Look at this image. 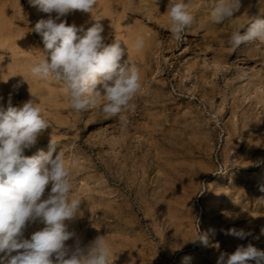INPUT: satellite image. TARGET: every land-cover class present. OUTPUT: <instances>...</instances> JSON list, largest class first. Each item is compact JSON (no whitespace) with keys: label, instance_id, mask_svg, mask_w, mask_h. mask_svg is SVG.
I'll list each match as a JSON object with an SVG mask.
<instances>
[{"label":"rangeland","instance_id":"obj_1","mask_svg":"<svg viewBox=\"0 0 264 264\" xmlns=\"http://www.w3.org/2000/svg\"><path fill=\"white\" fill-rule=\"evenodd\" d=\"M168 2L97 0L104 42L119 40L142 78L122 123L105 116L102 98L76 113L62 85L31 75L44 45L30 29L56 14L29 0H0V106L10 94L15 107L36 99L31 92L38 98L51 126L24 155L64 153L81 198V215L66 221L76 237L66 244L79 239L83 247L103 235L109 264H218L222 254L227 264L238 247L264 251V41L229 44L250 19H264V0H241L234 20L220 25L210 22L214 0H185L194 19L179 42ZM62 19L85 31L95 23L79 10ZM43 227L29 224L24 237ZM198 230L207 246L188 241Z\"/></svg>","mask_w":264,"mask_h":264},{"label":"clouds","instance_id":"obj_2","mask_svg":"<svg viewBox=\"0 0 264 264\" xmlns=\"http://www.w3.org/2000/svg\"><path fill=\"white\" fill-rule=\"evenodd\" d=\"M29 3L45 13L56 14L30 29L39 34L44 45L43 56L30 68L31 75L62 85L76 113L96 106L102 98L100 107L105 116L119 117L126 123L123 114L135 110L134 100L142 88V78L119 40L111 44L104 42L101 19L93 16L97 0H29ZM189 7L185 0L168 2L169 31L175 41L183 39L193 22ZM240 8L241 0H214L210 22L220 25L233 21ZM74 10L91 14L95 23L86 31L83 26L69 25L62 17ZM256 40L264 41V19H250L246 31L232 33L229 44L236 48ZM133 46L141 49L143 37H137ZM31 94L36 99L20 107L12 106L11 94L7 108L0 106V254H3L0 264H109L113 252L103 235L83 247L79 239L74 246L66 244L76 237L66 221L81 215V198L74 195L72 173L66 166L64 153L60 151L53 156L55 149L51 148L47 153L39 150L30 157L24 155L25 149L34 146L51 126L38 98ZM50 144L56 143L51 139ZM37 222L44 227L26 239V228ZM228 234L241 239L247 235L235 229ZM188 241L207 246L208 236L198 230L196 237ZM188 259L185 257V261ZM249 260L260 264L264 261V251L251 244L238 247L228 257L227 264H247ZM223 261L222 254L218 264Z\"/></svg>","mask_w":264,"mask_h":264},{"label":"bare ground","instance_id":"obj_3","mask_svg":"<svg viewBox=\"0 0 264 264\" xmlns=\"http://www.w3.org/2000/svg\"><path fill=\"white\" fill-rule=\"evenodd\" d=\"M218 63V61L215 63V64H217ZM219 64V63H218ZM216 66V65H215ZM218 67H220V66H218ZM222 68H224V67H221V70H222ZM218 69V68H217Z\"/></svg>","mask_w":264,"mask_h":264}]
</instances>
